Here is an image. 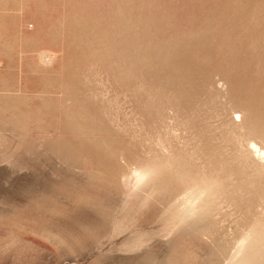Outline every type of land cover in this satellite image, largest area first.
<instances>
[{"label":"rangeland","instance_id":"rangeland-1","mask_svg":"<svg viewBox=\"0 0 264 264\" xmlns=\"http://www.w3.org/2000/svg\"><path fill=\"white\" fill-rule=\"evenodd\" d=\"M0 264H264V0H0Z\"/></svg>","mask_w":264,"mask_h":264},{"label":"bare ground","instance_id":"bare-ground-1","mask_svg":"<svg viewBox=\"0 0 264 264\" xmlns=\"http://www.w3.org/2000/svg\"><path fill=\"white\" fill-rule=\"evenodd\" d=\"M259 150V149H258ZM257 151V150H256Z\"/></svg>","mask_w":264,"mask_h":264}]
</instances>
